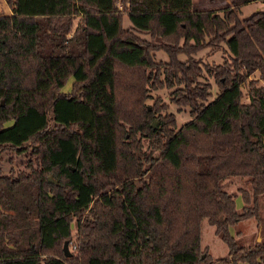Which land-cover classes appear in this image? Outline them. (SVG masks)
<instances>
[{
  "label": "trees",
  "instance_id": "16d2710c",
  "mask_svg": "<svg viewBox=\"0 0 264 264\" xmlns=\"http://www.w3.org/2000/svg\"><path fill=\"white\" fill-rule=\"evenodd\" d=\"M117 1L6 0L0 12V264H264V237L230 229L263 221L264 7ZM205 47L224 59L202 65ZM148 81L181 83L172 98L190 116L177 125L145 104ZM204 216L220 255L201 243Z\"/></svg>",
  "mask_w": 264,
  "mask_h": 264
},
{
  "label": "rangeland",
  "instance_id": "374dc122",
  "mask_svg": "<svg viewBox=\"0 0 264 264\" xmlns=\"http://www.w3.org/2000/svg\"><path fill=\"white\" fill-rule=\"evenodd\" d=\"M231 0H193L194 7H213V8H220L223 5L230 3ZM117 3L121 5V1L118 0ZM256 7H264V0H249L242 2L241 4V11L240 15L244 16L251 12ZM10 5L8 2L6 3V0H0V12H7L10 11ZM79 16L75 17L73 24H76L77 19ZM130 19L127 17V15H124L123 17V24L125 26H129ZM140 36H143L144 38H149L150 35L148 31L145 30H136ZM153 58L156 60H163L167 59L166 51L162 49H156L153 50ZM226 54V51L219 48L215 52H210L209 47L201 48L197 52L193 54L194 57L197 59H201V63L203 65L204 62H217L224 59ZM181 58L185 56L184 53H182ZM252 75H257V70L252 71ZM201 79L208 82L210 84V91L211 96L215 95L217 85L213 79V76L208 74L204 67L203 71L200 75ZM73 77L71 75L68 76L67 80L62 86V89L69 90L71 88ZM264 81V79H261ZM180 86L181 83H173L172 85H153L150 81L146 84L145 93L146 96L144 97L143 101L148 106L151 105L155 100H158L160 103H164L166 105L167 110H172L175 112L176 115V124L180 125L184 122L185 119H187L190 116V109L189 105L186 103H176L175 100H173L172 95V89L174 86ZM242 90L246 91L247 84L246 82L242 83ZM244 99H247V94H244ZM151 121H153V124L156 121V117L153 118ZM50 177V175H49ZM244 180L242 177H229L226 182V186L230 190H236L239 183H242ZM239 194V193H238ZM243 202L242 196L239 194L236 198V205H240ZM260 212H262L263 215V221H261L259 224L257 223V219L254 216H248L245 218L239 219L237 223L230 227L231 230L234 232L237 230H240V237L242 241L246 244H252L254 241H256L258 238L264 237V193H262L260 197ZM74 227V224H73ZM201 243L203 245L207 244L208 248H210V251L214 255H220L224 253L227 250L225 241L221 238L220 234L217 233L214 230V225L211 224L208 221L207 216H204L201 221ZM69 248L72 247L69 245ZM244 264H249L247 261Z\"/></svg>",
  "mask_w": 264,
  "mask_h": 264
},
{
  "label": "water",
  "instance_id": "95a60500",
  "mask_svg": "<svg viewBox=\"0 0 264 264\" xmlns=\"http://www.w3.org/2000/svg\"><path fill=\"white\" fill-rule=\"evenodd\" d=\"M63 251L65 252V254H70L72 252V251H70V248H69L68 240L67 239H65V241L63 243ZM203 254L204 253H202V256H203Z\"/></svg>",
  "mask_w": 264,
  "mask_h": 264
},
{
  "label": "built area",
  "instance_id": "2783aa9c",
  "mask_svg": "<svg viewBox=\"0 0 264 264\" xmlns=\"http://www.w3.org/2000/svg\"><path fill=\"white\" fill-rule=\"evenodd\" d=\"M259 74V72L257 71V75ZM263 83H264V81H263Z\"/></svg>",
  "mask_w": 264,
  "mask_h": 264
},
{
  "label": "crops",
  "instance_id": "0c3cea01",
  "mask_svg": "<svg viewBox=\"0 0 264 264\" xmlns=\"http://www.w3.org/2000/svg\"><path fill=\"white\" fill-rule=\"evenodd\" d=\"M239 195V194H238ZM237 198V197H236ZM237 204V203H236ZM245 263V262H244Z\"/></svg>",
  "mask_w": 264,
  "mask_h": 264
}]
</instances>
